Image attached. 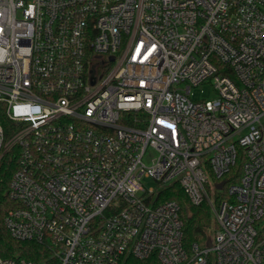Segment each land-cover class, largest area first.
Returning a JSON list of instances; mask_svg holds the SVG:
<instances>
[{"label": "built area", "instance_id": "1", "mask_svg": "<svg viewBox=\"0 0 264 264\" xmlns=\"http://www.w3.org/2000/svg\"><path fill=\"white\" fill-rule=\"evenodd\" d=\"M11 151L4 226L48 257L0 264H264V0H0ZM172 185L208 205L202 244Z\"/></svg>", "mask_w": 264, "mask_h": 264}, {"label": "trees", "instance_id": "2", "mask_svg": "<svg viewBox=\"0 0 264 264\" xmlns=\"http://www.w3.org/2000/svg\"><path fill=\"white\" fill-rule=\"evenodd\" d=\"M244 158L242 151H238L235 165L224 177L225 188L231 184H237L242 174ZM17 168V160L14 151L6 154L0 164V256L7 259L26 260L36 263L45 261L48 250L36 242L18 241L13 239L4 226V219L13 203L8 197L10 178ZM226 190V189H225ZM226 192L222 194L224 198ZM217 199V198H216ZM159 201H175L180 207V218L184 226V246L189 247L193 243L202 244L215 229L210 209L206 203L195 207L186 198L183 191L176 185L168 187ZM124 264H159L154 257L147 260L128 258Z\"/></svg>", "mask_w": 264, "mask_h": 264}, {"label": "rangeland", "instance_id": "3", "mask_svg": "<svg viewBox=\"0 0 264 264\" xmlns=\"http://www.w3.org/2000/svg\"><path fill=\"white\" fill-rule=\"evenodd\" d=\"M200 90H202V93ZM193 94H194L195 98H197V99H202V98L203 99H210L213 97L212 88L209 85L203 86L202 88L194 89ZM144 183H146L147 187H150V188L156 187V184L152 180H144ZM214 192H215L214 190L209 191V194H210L212 199L215 198ZM210 231H211L210 232V234H211L213 231L212 230H210Z\"/></svg>", "mask_w": 264, "mask_h": 264}, {"label": "water", "instance_id": "4", "mask_svg": "<svg viewBox=\"0 0 264 264\" xmlns=\"http://www.w3.org/2000/svg\"><path fill=\"white\" fill-rule=\"evenodd\" d=\"M222 185H223V183L218 184L217 185V189H221L222 188Z\"/></svg>", "mask_w": 264, "mask_h": 264}]
</instances>
